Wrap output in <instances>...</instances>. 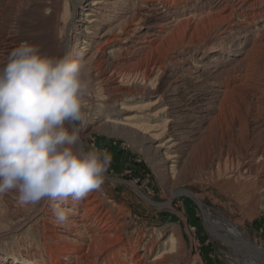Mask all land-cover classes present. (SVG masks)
Returning <instances> with one entry per match:
<instances>
[{
	"label": "bare ground",
	"instance_id": "bare-ground-1",
	"mask_svg": "<svg viewBox=\"0 0 264 264\" xmlns=\"http://www.w3.org/2000/svg\"><path fill=\"white\" fill-rule=\"evenodd\" d=\"M184 1L195 3L194 0H0V69L23 41L37 44L42 52L54 56L69 50H86L92 60L94 84L101 86L102 92L109 91L103 88L105 85L118 86L110 100L121 114L135 111L128 108L130 103H142L137 108L160 123L162 136L168 135V139L158 148L164 167L172 165V171L168 170L171 174L176 173L184 156L199 154L208 147L203 166L209 165V177L214 181L224 179L229 187H237L235 190H244L254 177L262 201L264 5L262 0H198L199 7L214 3L222 8L212 20L202 19L200 25L198 21L204 16L199 17L193 29L177 28L179 33L170 40L175 48L178 41L184 53L169 49L161 56L160 49L153 47L158 44L160 33L173 28L179 15L177 7L183 6ZM200 14L203 11L199 14L197 11L196 16ZM44 38L46 45L40 42ZM199 47L202 50L196 57ZM149 50L135 72L119 63L124 54H145ZM170 51L174 56L169 55ZM108 72L111 73L107 76ZM200 88L209 89L202 93ZM209 91L212 93L207 94ZM107 99L104 94L99 103H108ZM157 106H163L157 115L149 114ZM118 122L109 121L124 125ZM79 135L78 147L83 150L80 132ZM141 195L158 207L169 205ZM190 196L204 207L201 198ZM53 203L56 201H42L34 210L44 217L41 226L49 262L41 264H164L169 258L178 262L181 257L179 248L174 250L175 238L170 237L167 242L172 244L171 249L164 248L151 260L158 239L146 242L142 233L133 238L135 233L127 231L129 225L123 222L124 217H112L113 206L111 210H103L106 204L99 189L78 202L69 198L62 204L73 209L64 224L56 221ZM228 223L229 226L213 223L208 228L237 260L264 264V251L255 246L246 229L239 222L228 219ZM229 231L238 233L239 238L230 237ZM22 257L0 253V264H40L36 259Z\"/></svg>",
	"mask_w": 264,
	"mask_h": 264
},
{
	"label": "rangeland",
	"instance_id": "rangeland-1",
	"mask_svg": "<svg viewBox=\"0 0 264 264\" xmlns=\"http://www.w3.org/2000/svg\"><path fill=\"white\" fill-rule=\"evenodd\" d=\"M194 1L193 4L184 1L185 4L181 6L184 9L178 6L179 15L176 25L174 23L173 28L165 29L166 32L160 33L161 37L156 41L158 44L153 49H160L161 56L165 55L169 49L172 51L177 49L175 51L177 54L184 53L185 50L179 47V42L177 41L178 47L175 48L170 39L179 33V30L186 29V26L188 29H193L196 23L199 22V25L202 23V19L212 20V17L217 16L222 8L221 5L215 6L214 3L199 7L196 3L198 0ZM197 11L198 14L199 11H203V15L200 14L197 17ZM201 16L204 17L199 20ZM45 40L44 38L40 41L42 45H46ZM200 47L197 48L196 57L202 50ZM149 52L150 50L145 54L128 53L130 55L126 54V56L124 54L119 63H124L125 68L130 72H135L140 61L143 62ZM110 73L108 72L107 76ZM104 87L109 88V91L102 92L100 89L102 87L93 82L92 93L87 97L86 111L89 113L87 122L83 125L75 124V126L80 128L83 150L97 147L106 149L111 155L107 179L99 188V195L105 199L106 204L103 210H111L109 208L113 206L112 217L115 219L124 217L123 222L129 225L127 231L135 233L133 238L136 236V239L137 234L142 233L146 242L158 239L157 244L154 243L155 252L151 260L157 253H162L164 248L171 249L172 244L167 241L175 238L174 250L179 248L177 252L181 257L177 258L178 262L176 259L171 261L169 258L168 261L166 260L167 263L163 262L164 264H186V262L187 264H244L237 260L230 248L217 239L208 228L211 224L229 226L228 219L239 222L246 229L255 246L264 251V200L261 201L258 198L261 191L257 185H254V177L249 179L250 184L245 186L244 190L229 187L230 185L224 179L212 180L208 175L209 165L203 166L207 160L208 147L199 151V154L184 156L181 164L184 163L179 165L180 169H177L179 173L176 171L175 174H171L169 171H172V165L168 169L164 167L162 153L158 148L168 139V135L162 136L163 128L160 123L154 119L150 120L144 111L137 108L142 106V103H130L128 108L135 111L121 114L110 100V96L114 94L113 89L118 86L108 84ZM208 89L200 88V91L204 93ZM210 93L212 91L207 94ZM104 94L108 98V103H99L103 100ZM162 108L163 106H157L149 114L156 116L158 110ZM245 111L250 112L247 109ZM128 117L135 118L125 121ZM110 120L123 122L124 125L111 124ZM141 194L152 202L159 204L169 202V205L158 207L148 202ZM191 194L201 198L204 207L199 206L197 201L191 198ZM35 208L36 206L33 207V205H21L15 190L0 193V253L36 259L40 264L49 262L41 226L44 217L42 213L36 214ZM227 233L230 237L239 238L235 231Z\"/></svg>",
	"mask_w": 264,
	"mask_h": 264
},
{
	"label": "clouds",
	"instance_id": "clouds-1",
	"mask_svg": "<svg viewBox=\"0 0 264 264\" xmlns=\"http://www.w3.org/2000/svg\"><path fill=\"white\" fill-rule=\"evenodd\" d=\"M92 60L86 50L60 56L21 42L0 69V193L15 190L21 205L52 204L58 223L68 222L69 198L85 199L107 179L106 149L82 150L80 128L89 113Z\"/></svg>",
	"mask_w": 264,
	"mask_h": 264
}]
</instances>
